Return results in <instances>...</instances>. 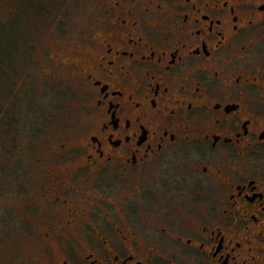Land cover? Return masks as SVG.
I'll return each mask as SVG.
<instances>
[{"label": "flooded vegetation", "instance_id": "obj_1", "mask_svg": "<svg viewBox=\"0 0 264 264\" xmlns=\"http://www.w3.org/2000/svg\"><path fill=\"white\" fill-rule=\"evenodd\" d=\"M75 47L27 264H264V0H101Z\"/></svg>", "mask_w": 264, "mask_h": 264}, {"label": "rangeland", "instance_id": "obj_2", "mask_svg": "<svg viewBox=\"0 0 264 264\" xmlns=\"http://www.w3.org/2000/svg\"><path fill=\"white\" fill-rule=\"evenodd\" d=\"M100 1L66 0L67 25L60 31L55 15L50 20L34 6H46V0H0V264H27L37 253L31 236L41 215L42 160L48 146L81 122L82 113L79 87L66 77H46L45 71L53 52L77 49ZM20 31L31 36L26 54L9 40ZM5 112L16 124L8 125Z\"/></svg>", "mask_w": 264, "mask_h": 264}, {"label": "trees", "instance_id": "obj_3", "mask_svg": "<svg viewBox=\"0 0 264 264\" xmlns=\"http://www.w3.org/2000/svg\"><path fill=\"white\" fill-rule=\"evenodd\" d=\"M65 1L66 0H46V6L45 5H41V6H37V5H34L37 9H38V14L39 15H44L45 17H47V18H49L50 20H52V15H55L54 16V21H55V23H56V26H57V30H63L64 29V26L65 25H67L66 24V21H64V19H67L68 17H66V16H68L67 15V11H63V4L65 3ZM38 5H40V4H38ZM56 12H58V13H61V14H63L64 15V17L62 18V19H57V16H56ZM9 37V36H8ZM31 36L29 35V33L28 32H26V33H23L22 34V31H20V36H18V38H16L14 41H13V39H14V37L13 38H10L9 37V40H10V43L17 49V50H19V51H21V52H23V53H27V52H29V45H27V44H25V43H27V39L28 38H30ZM4 42H6L5 41V37H4ZM2 44V42H0V45ZM25 44V45H24ZM25 48H28V50L27 49H25ZM3 51V50H2ZM3 54L5 53V54H8V52H2ZM8 63L11 65V64H13V60H11L10 58L8 59ZM4 73V72H3ZM21 73V72H20ZM12 84V83H11ZM6 85V84H5ZM8 87V85H6V87H4V88H7ZM3 90H5V89H3ZM12 90H13V87H12ZM6 91H8V90H6ZM12 93V91H10V95H9V97L8 98H10V96L12 95L11 94ZM4 116L6 117H8L7 118V123H8V125H12L13 126V124H16V123H14V121H15V119L13 120V118L14 117H11V116H8V114H6V112L4 113ZM9 117H11L12 119L11 120H9ZM18 141V140H17Z\"/></svg>", "mask_w": 264, "mask_h": 264}]
</instances>
